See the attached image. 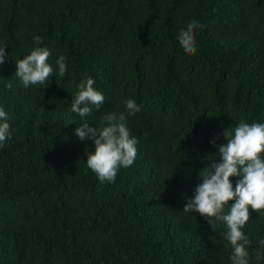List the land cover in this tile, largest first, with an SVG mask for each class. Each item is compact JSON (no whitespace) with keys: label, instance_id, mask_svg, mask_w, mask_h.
I'll list each match as a JSON object with an SVG mask.
<instances>
[{"label":"trees","instance_id":"1","mask_svg":"<svg viewBox=\"0 0 264 264\" xmlns=\"http://www.w3.org/2000/svg\"><path fill=\"white\" fill-rule=\"evenodd\" d=\"M193 20L188 55L177 37ZM0 44L13 132L0 147V264H232L226 224L183 209L225 131L264 124V0H0ZM36 47L68 71L25 88L16 61ZM88 78L105 102L82 120L70 108ZM129 99L141 111L127 116ZM111 112H125L137 156L102 183L86 164L93 140L75 130ZM249 214L248 264H264V214Z\"/></svg>","mask_w":264,"mask_h":264},{"label":"clouds","instance_id":"2","mask_svg":"<svg viewBox=\"0 0 264 264\" xmlns=\"http://www.w3.org/2000/svg\"><path fill=\"white\" fill-rule=\"evenodd\" d=\"M201 25L191 21L182 28L177 39L184 52L193 55L197 51L196 30ZM37 45L42 43L41 37L35 36ZM7 45L0 44V65L6 62ZM51 53L46 47H36L23 59L16 61L15 76L23 87L44 85L53 76L63 77L68 71L65 57L56 60L57 68L48 63ZM95 81L86 79L79 85L70 111L78 114L83 120L94 111H99L105 102L104 95L94 88ZM11 87V85H9ZM127 116L141 111L135 100L125 101ZM125 112H111L104 115L105 126L89 127L87 123L78 127L75 132L81 141L91 139L95 152L87 153V167L103 182H115L120 168H128L135 162L138 140L130 135ZM8 114L0 108V147L12 138L13 132L7 122ZM227 143L218 146L215 159L205 162L201 170L199 183L193 198L189 199L183 211L199 213L213 226L212 218L222 221L227 226L225 239L232 247V264H248L247 246L250 241L242 231L250 219L249 208L264 214V124L247 123L243 119L231 129L225 131ZM215 145V141H213ZM232 177H239L235 189ZM235 201L234 203H229ZM230 210L224 213L226 205ZM264 245V241H260Z\"/></svg>","mask_w":264,"mask_h":264}]
</instances>
